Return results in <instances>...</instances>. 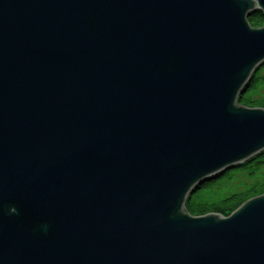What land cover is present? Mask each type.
I'll use <instances>...</instances> for the list:
<instances>
[{
	"label": "water",
	"instance_id": "water-1",
	"mask_svg": "<svg viewBox=\"0 0 264 264\" xmlns=\"http://www.w3.org/2000/svg\"><path fill=\"white\" fill-rule=\"evenodd\" d=\"M264 0H0V264H264V194L192 216L264 151L238 104Z\"/></svg>",
	"mask_w": 264,
	"mask_h": 264
},
{
	"label": "trees",
	"instance_id": "trees-1",
	"mask_svg": "<svg viewBox=\"0 0 264 264\" xmlns=\"http://www.w3.org/2000/svg\"><path fill=\"white\" fill-rule=\"evenodd\" d=\"M254 29L264 27V15L249 18ZM264 87V66L258 69L246 90L239 96L238 104L247 108H263L264 98L259 94ZM264 194V151L246 161L238 169L228 172L221 179L202 186L186 202L192 216L219 214L231 215L246 201Z\"/></svg>",
	"mask_w": 264,
	"mask_h": 264
},
{
	"label": "rangeland",
	"instance_id": "rangeland-1",
	"mask_svg": "<svg viewBox=\"0 0 264 264\" xmlns=\"http://www.w3.org/2000/svg\"><path fill=\"white\" fill-rule=\"evenodd\" d=\"M262 98H264V87L262 88L260 94H259Z\"/></svg>",
	"mask_w": 264,
	"mask_h": 264
}]
</instances>
